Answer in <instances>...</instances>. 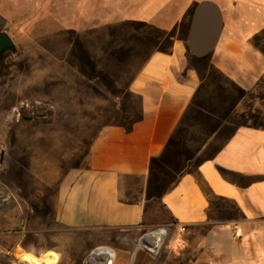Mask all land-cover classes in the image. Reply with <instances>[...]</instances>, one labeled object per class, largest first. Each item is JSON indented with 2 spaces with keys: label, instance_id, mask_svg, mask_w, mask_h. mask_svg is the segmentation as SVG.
<instances>
[{
  "label": "crops",
  "instance_id": "0c3cea01",
  "mask_svg": "<svg viewBox=\"0 0 264 264\" xmlns=\"http://www.w3.org/2000/svg\"><path fill=\"white\" fill-rule=\"evenodd\" d=\"M209 1L223 17L215 48L188 56L183 9L173 46L123 80L121 118L100 125L84 162L55 183L56 224L142 232L157 201L177 223L156 264H264V0ZM25 2L35 0L0 10ZM165 233L142 247L157 255Z\"/></svg>",
  "mask_w": 264,
  "mask_h": 264
},
{
  "label": "rangeland",
  "instance_id": "374dc122",
  "mask_svg": "<svg viewBox=\"0 0 264 264\" xmlns=\"http://www.w3.org/2000/svg\"><path fill=\"white\" fill-rule=\"evenodd\" d=\"M200 1L2 4L0 32L17 49L0 65V264H99L110 252L115 264L159 263L174 224L83 233L55 223L52 199L61 175L87 158L95 130L128 108L123 80L133 79L150 53L173 46L183 9L187 19ZM49 111L52 124L21 121ZM158 229L167 235L154 256L142 243Z\"/></svg>",
  "mask_w": 264,
  "mask_h": 264
},
{
  "label": "water",
  "instance_id": "95a60500",
  "mask_svg": "<svg viewBox=\"0 0 264 264\" xmlns=\"http://www.w3.org/2000/svg\"><path fill=\"white\" fill-rule=\"evenodd\" d=\"M223 27L219 6L209 0L198 2L194 8L187 37L188 48L196 56L210 53L218 43ZM16 44L7 31L0 32V65L9 52H16Z\"/></svg>",
  "mask_w": 264,
  "mask_h": 264
},
{
  "label": "trees",
  "instance_id": "16d2710c",
  "mask_svg": "<svg viewBox=\"0 0 264 264\" xmlns=\"http://www.w3.org/2000/svg\"><path fill=\"white\" fill-rule=\"evenodd\" d=\"M191 55V52H188V56ZM21 121L23 122H33L35 124H45L49 125L53 122V113L52 111H49L46 113V117H42L41 115H33V116H27V115H21ZM12 186L13 184L16 185L14 182L10 183ZM14 185L12 187H14ZM34 205L37 206L39 209L44 207L43 201L40 200H34ZM175 224L177 223V220L175 217L166 209V207L161 204L160 202L155 201L152 206L147 210L142 225L148 226L152 224Z\"/></svg>",
  "mask_w": 264,
  "mask_h": 264
},
{
  "label": "built area",
  "instance_id": "2783aa9c",
  "mask_svg": "<svg viewBox=\"0 0 264 264\" xmlns=\"http://www.w3.org/2000/svg\"><path fill=\"white\" fill-rule=\"evenodd\" d=\"M159 230H165L166 231V233H165V236L167 235V230L166 229H158V230H156V231H159ZM182 232H184L185 230H186V228L185 227H181V229H180ZM155 231V232H156ZM154 233V232H153ZM164 241V240H163ZM149 253H151L152 255H154L149 249H151L150 247H144ZM162 248H163V244H162V247L159 249V251H158V254L160 253V251L162 250ZM157 254V255H158ZM157 255H155V256H157ZM90 261V260H89ZM88 261V262H89ZM90 264H91V262H89Z\"/></svg>",
  "mask_w": 264,
  "mask_h": 264
}]
</instances>
